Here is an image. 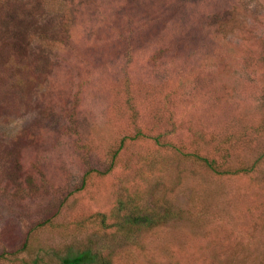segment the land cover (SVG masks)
<instances>
[{"label": "rangeland", "instance_id": "obj_1", "mask_svg": "<svg viewBox=\"0 0 264 264\" xmlns=\"http://www.w3.org/2000/svg\"><path fill=\"white\" fill-rule=\"evenodd\" d=\"M0 7V264H264V0Z\"/></svg>", "mask_w": 264, "mask_h": 264}, {"label": "trees", "instance_id": "obj_2", "mask_svg": "<svg viewBox=\"0 0 264 264\" xmlns=\"http://www.w3.org/2000/svg\"><path fill=\"white\" fill-rule=\"evenodd\" d=\"M233 9V8H232ZM231 9V13L233 10ZM1 10V7H0ZM230 13L229 20L234 18L233 14ZM8 21L0 17V56L2 54V49L5 48L8 44L7 39L5 38V29L8 27ZM158 143H160V139L158 137L155 138ZM185 154V153H184ZM186 155V154H185ZM203 165H205L208 169L216 173H224L223 171L218 170L217 163L215 160L199 156L198 157ZM247 170V169H246ZM226 172V171H225ZM154 213H138L136 211L133 215H128L127 220L124 222L125 225L130 227H138L140 228H150L154 226H158L161 224L163 219L154 215ZM23 250V249H21ZM60 258V257H59ZM61 264H109L106 259L101 258L98 252L94 251L92 248H86L84 250L74 252L68 254L65 257H61ZM25 264H44L42 257H34L30 260V262L25 261Z\"/></svg>", "mask_w": 264, "mask_h": 264}]
</instances>
